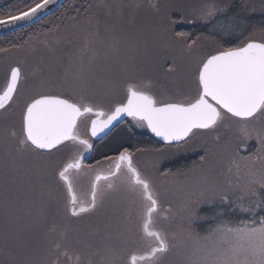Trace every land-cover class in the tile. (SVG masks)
I'll return each instance as SVG.
<instances>
[{
  "label": "rangeland",
  "instance_id": "1",
  "mask_svg": "<svg viewBox=\"0 0 264 264\" xmlns=\"http://www.w3.org/2000/svg\"><path fill=\"white\" fill-rule=\"evenodd\" d=\"M236 1H243L241 7L251 12L257 11L253 9L254 6H264V0H153L155 4L159 2L157 5L160 11L157 12L152 6L150 8L146 4H139L138 0H87L81 12L85 14L84 18H80L81 24L70 17L49 26L43 31L45 34L30 39L24 46L0 53V92L7 84L10 68L16 65L22 70L14 101L6 109L0 110V264H110L118 256L114 257L108 249L121 254L124 247L145 246L146 240L141 231L144 209L136 205L141 202V198L125 186L117 185L114 189L122 187L126 191L108 196L105 204H101L102 207L85 217H72L64 211L65 207L60 209V188L53 175L56 165L65 158L63 147L51 156H40L27 149H20L18 140L24 103L38 92H62L77 98L83 96L104 107L102 101L88 95V90L100 84L94 81L102 80L99 63L109 68L105 69L107 83H110L105 85L106 95L109 96L106 101L109 104L120 102L119 96H122L120 89L125 83L116 81L118 74H133L150 65H155L153 71L157 79L148 78L147 68L146 73H139L143 77L136 79L150 81L151 90L158 99L190 97L196 89L194 72L199 55L219 46L214 44L208 30L202 31L199 34L202 37L197 35L194 40L175 38L166 30L167 16L169 14L179 19L174 20L176 23L172 29H177L175 32L186 33L191 29V21L206 23L200 17L209 4H215L228 12L230 4ZM239 10L241 13L238 18L243 27L252 18L247 17L248 12L245 10ZM172 12L178 15H172ZM223 20H220L221 23H224ZM251 32L249 39L264 41V22L256 23ZM237 33L240 35L241 29ZM188 45H191V51ZM158 50H163L164 55L170 53L171 59H163L168 64L164 69L154 63ZM118 90L121 92L119 96L115 93ZM261 116L264 113L248 121L235 120L231 123L236 125L238 131L242 124H246L251 134H256L253 141L258 145L260 154H263L264 145L257 138V134L264 133V120L258 122ZM225 119L219 127H224L227 122ZM80 125V130L87 128L85 122ZM208 131L194 130L195 134L189 139L173 144L156 156H147L146 153L138 155V158L143 159L139 167L141 173L151 178L159 202L155 214L156 227L168 236L172 244L160 264H204L199 249L215 248L218 251L224 246V235L217 231L222 224L213 226L215 220L205 217L209 222L207 225H212L206 234L198 231L196 225L202 222L198 221L197 215L201 205L208 204L205 202L209 198L208 193L216 191L211 185L221 179L229 183L233 181L231 177L236 170L225 176L227 172L223 170V164L234 162L237 158L234 137L214 142V154L208 150L212 154H207L200 165L188 170L164 173L170 171L164 164L174 163L186 154H193L198 143L206 144L208 138L219 137L214 135V130ZM13 132L16 133L15 137ZM81 136L88 138L82 132ZM239 136L243 138L241 134ZM240 150H247L246 144ZM183 162L181 160L178 166ZM163 166L164 171L161 170ZM50 177L49 189L47 185ZM83 177L85 175L81 176L77 188L81 185L86 188L89 179ZM54 184L57 188H53ZM116 184L121 183L117 181ZM112 190L108 189L106 194ZM62 203L65 205L63 198ZM244 206L251 204L243 203L241 207ZM242 210V214L248 213ZM250 215L252 218L244 222L254 219ZM223 224L235 227L239 223ZM129 240L135 243L125 244ZM57 245L60 247L57 248ZM65 251L68 257L64 255Z\"/></svg>",
  "mask_w": 264,
  "mask_h": 264
},
{
  "label": "snow or ice",
  "instance_id": "2",
  "mask_svg": "<svg viewBox=\"0 0 264 264\" xmlns=\"http://www.w3.org/2000/svg\"><path fill=\"white\" fill-rule=\"evenodd\" d=\"M50 3L52 0H40L26 11L0 19V25L33 17ZM152 7L160 11L157 4ZM226 11L215 4H209L200 18L208 22L216 21L219 15H225V22H217L213 30L222 37H229L236 34L242 25L238 16L229 18ZM175 23L169 15L166 30L171 31ZM175 36L184 39L187 34L175 32ZM192 43L195 44V41ZM187 47L191 51V45ZM194 75L196 89L190 97L158 99L151 90L150 81L130 78L125 82L124 99L110 104L107 110L83 96L77 98L62 92H38L24 103L18 140L21 150L51 156L66 142L77 146L74 153L55 167V175L66 193V213L80 217L101 206L105 195L101 180L106 182L107 189H114L119 181L131 192L137 193L144 202L141 230L146 240L145 246L124 247L121 254L108 249L114 257L118 256L110 264H160L172 244L168 236L156 227L155 214L159 202L151 178L133 165L132 154L127 149L119 153L113 161L114 166L107 169L106 175L97 173L92 177L91 174L96 170L84 167L83 152L92 149L93 145L81 137L80 124L95 116V119H90V134L97 137L122 115H127L141 127L147 126L156 136L173 144L186 141L195 134L194 130L215 129L226 114L240 121H248L264 113V41L247 39L236 46H221L203 52L196 62ZM21 79V68H11L7 86L0 93V110L6 109L14 101ZM239 132L244 138H251L246 124L241 125ZM12 135L15 137L16 133ZM257 138L264 145V133L257 134ZM216 139L219 140V137ZM84 175L89 176V191L78 194L77 183ZM259 188L264 192V182L259 184ZM251 195L257 193L252 192ZM227 199V196L221 197L222 202ZM256 208L264 210V199ZM243 210L252 211L251 208ZM217 231L224 235V246L218 251L215 248L199 249L204 264H264V217L241 221L235 227L223 225ZM127 243L135 242L129 240ZM64 255L68 257L67 251ZM76 259L79 260V256Z\"/></svg>",
  "mask_w": 264,
  "mask_h": 264
},
{
  "label": "trees",
  "instance_id": "3",
  "mask_svg": "<svg viewBox=\"0 0 264 264\" xmlns=\"http://www.w3.org/2000/svg\"><path fill=\"white\" fill-rule=\"evenodd\" d=\"M39 1L40 0H0V18L7 17L9 15H14L16 13H19L20 11H24V10L32 7L33 5H35V3H38ZM86 1L87 0H66L55 11H53L52 13L47 15L46 17L42 18L41 20H39V21H37L31 25H28L24 28H21V29L0 35V53L4 52L6 50H9L11 48H17V47L24 46L25 44H27L30 41V39H32V38H34L40 34L41 35L45 34L43 31L47 30V28L49 26L58 24L62 21H66L70 17H73V19L76 21L77 24H81L82 21L80 22V18H84V15H85L81 12H83L85 9ZM239 3H240V1H236V2H232V4H230L228 12H226L227 17H233V16H236L237 14H240L241 11L239 9L244 10L243 8H241V5ZM171 14L172 15H178L177 13H173V12ZM249 14L250 15H248L247 17H249L250 19L252 18V20L256 19L257 14H251V13H249ZM168 16H169V14H168ZM85 19H86V17H85ZM171 19L173 21L179 20V19H175V17H172V16H171ZM221 19L225 20V15L219 16L218 22ZM213 22L214 21H210L209 23H213ZM220 23H221V21H220ZM205 24L206 23L197 24V23L191 21V27H190L191 29L187 30L186 38H188L189 40L190 39L194 40L197 35H198L197 37H202L199 34H201L202 31L206 30L204 27ZM214 26H209V27L213 28ZM172 27H173V25L171 26L170 32L176 38L174 32L177 29L173 30ZM208 32L211 33V32H215V31L208 29ZM47 33H49V32H46V34ZM218 33L216 31L215 34H218ZM161 49L164 50L165 48H161ZM163 50H160V51L158 50V53H156V54H158V56L154 57V63L155 64L158 63L160 65V68L162 66V68L164 69L165 65H168V64H165L163 59H165V58L171 59V58H170V53H167L166 55H164ZM159 52H160V54H159ZM159 55H162V56H159ZM166 56H168V57H166ZM99 64H100V68H101V76L100 77L102 78V80H98V81L95 80L94 82H99L100 84H98L96 87L88 90V93H89L88 95L93 96V97L101 96V94L106 95L107 94V89H106L107 86H105V85L110 84L109 82L107 83V77L105 76V69L108 70L109 68L107 67L106 64L105 65L102 63H99ZM149 67L154 68L155 65L154 66L150 65ZM146 68L147 67L144 66L140 70H138L137 72H135L133 74L132 73L131 74L123 73L122 75L118 74L119 75L118 80H116V81L121 82V84H123L128 80L127 78H133V77H135L136 74H139V73H146L147 72ZM148 74H150V71H148ZM153 75H154V78H156L154 71H153ZM99 86H101V88L97 89ZM79 92L80 91L75 92V93L78 94ZM117 92H115V93H117ZM225 117L229 119V121H228V119H225L228 123L226 122V124L222 128L217 126L215 129H213L214 131L213 130L212 131H213L214 135H219V139L231 138L233 136L234 137L233 139L236 140V142H235L236 143L235 156L237 157L236 160L234 162L229 161V162H226L223 164V170L225 172H227V174L225 176H229L233 172V170H236V171H235V173H233V176L231 177L233 181H231L230 183H229V181L225 182V179H221L219 176H216V177L220 178L222 181L218 182L217 184L211 185V187L215 188L216 191L208 193L209 198H207L205 201L208 204L201 205V209H199L200 211H198V215H197L198 221H202V222L201 223L198 222V225H196V227H197L196 229L198 231H203L205 234L208 232V230H210V226L212 227L211 224L207 225V223H209L205 218L207 216L209 218H212L215 220V221H213V226L214 225L217 226L218 224L224 225L223 223H226V224L227 223L228 224L235 223V224H237V223H240L241 221H244L246 219L249 220L250 218H252V216L250 214L253 215L254 219H258L259 217H264V210H259L258 208H256V205H258L260 203L261 199H264V192H261L260 188H259V184L264 182V153L260 154L261 151H259L258 145L253 141V138H256L255 137L256 134H251L252 136L249 139H246L244 137L241 138V136H239L240 132L236 128V125L234 123H231L232 121L239 120V119L232 117L230 114H226ZM254 118H256V117H254ZM249 120H251V119H249ZM260 120H264V116H261L259 118L258 122ZM201 131H203V130H201ZM208 132H211V130ZM116 133H117V137H116ZM110 139L112 141L114 140V142L109 143L108 146L105 147L103 152H114L116 149L124 147V146L141 145V144L145 143L144 140H149V139H145L144 136L141 137L140 135H137L136 131H134V128L131 127L130 125H128L126 130H123L120 133L115 132L113 135H111L107 139V143L109 142L108 140H110ZM204 140L205 139H203V141ZM246 140L248 142H246ZM216 141H217V139L208 138V142L206 143V144H208L207 148L205 147L206 144H204L202 142L198 143L197 148L195 149L193 154H191V153L186 154V156L179 158L174 163L164 164V166L170 170L169 172H165L163 170V169H165L164 166L161 167V170H163L164 173L166 174V173L176 172L179 170H188L191 167L200 165L202 162L201 157L205 158V156L207 154H212V152L214 154V150H212V147H213V143ZM175 144H178V143H175ZM245 144L247 146V150H245V151L240 150V147H242ZM170 146H173V144ZM170 146H168V147H170ZM174 146H176V145H174ZM156 149H158L157 151L160 153L165 148L162 149V148L158 147ZM173 149H175V148H173ZM154 150H155V148H154ZM208 150H212V152H210ZM262 151L264 152V147H263ZM181 160H184V162L182 165L178 166V163ZM47 186H48V188H50L49 184ZM247 188H249V189H247ZM252 192H256L257 195L252 196L251 195ZM222 196H227L228 199L226 202L221 201ZM203 203H204V201H203ZM243 203L248 204V205L251 204V206H244L245 208L241 207V205ZM252 203H254L253 207H252ZM239 208H241V209L251 208L252 211H247L248 213L244 215V214H242L241 209H239Z\"/></svg>",
  "mask_w": 264,
  "mask_h": 264
},
{
  "label": "flooded vegetation",
  "instance_id": "4",
  "mask_svg": "<svg viewBox=\"0 0 264 264\" xmlns=\"http://www.w3.org/2000/svg\"><path fill=\"white\" fill-rule=\"evenodd\" d=\"M140 1L139 4H146L148 7L151 8V6L153 4H155V2L153 3V0H138ZM243 1H240V5ZM153 3V4H152ZM159 2H157L158 4ZM242 8V7H241ZM254 10H257L256 12H251V10H248V8H245L244 10L248 13H246L247 15H250L249 13H256V19L254 20H251L250 23H246V25H244L243 27L241 26L239 29H241V33L240 35H238V33L232 35V36H229L228 37H222L221 34H215V32H211L209 33V35L214 39V44H217L219 47L223 46V47H232V46H236L238 44H240L241 42L249 39L248 36H250L249 34L252 33V29L253 27L255 26L256 23H260V22H264V6L263 5H260V8H256L254 6L253 8ZM252 10V11H254ZM219 16H223V15H219ZM236 16H240L239 14H237ZM231 18V17H229ZM218 19L219 17L217 18L216 21H214L213 23H209L210 21L206 22L205 24V29L208 30V29H211L213 30V28L209 27V26H214L216 25V23L218 22ZM225 22V20H224ZM220 23V21H219ZM238 29V30H239ZM242 29H246V30H242ZM259 41V40H257ZM218 47V48H219ZM14 66H12L11 68H13ZM10 68V70H11ZM10 70H9V74H10ZM147 71H150V74H148V78H153L154 75H153V67H147ZM9 74L7 77H9ZM142 76H140V74L138 75H135V77L133 78H142ZM8 79V78H7ZM124 86L125 84L121 85L122 89H120L122 91V96H119V94H121L120 90H118V92L116 93L118 96H119V99L120 101L124 99L125 97V93H124ZM109 97L108 95H103L101 94V96H98V97H93L91 96V98L97 100V101H102L105 106L103 107L105 110H107L108 106L110 105L107 101H106V98ZM109 104V105H107ZM94 116H92L90 119H92ZM90 119L85 121V125H87V128L84 127L83 130H80V134L81 132L82 133H85L86 135H88V138L86 137H83L81 136L82 138L84 139H88L89 142L93 145V148L90 149V150H87V151H84L83 152V164H84V167L85 168H88V167H91L93 169H95L96 171L93 172L91 175L92 177H94L97 173H100L102 175H106L107 174V169L110 167V166H114L113 165V161L115 160V158L119 155V153L121 151H123L124 149H127L129 153L132 154V157H133V165L141 172L140 170V164H141V161L143 160L142 158H138V155H140L141 153H146L147 156H151L152 154L154 156L158 155V147L162 148V149H166V148H169L168 146H170L171 144L169 143H162L160 142L157 138H155L149 131H148V128L147 126H144V127H141L139 124H137L136 121H134L132 118H126L124 121H122L121 123H118L116 124L110 131L108 134H106L104 137H101V138H97V137H92L90 132H89V123H90ZM127 121V122H126ZM128 125H130L131 127L134 128V131H136V134L137 135H140L141 137L144 136L145 139H149V140H144V144H141V145H135V146H124V147H121V148H118L116 149L114 152H103V150L105 149L106 146H108L109 143H112L114 142V140L112 141L111 139L108 140L109 142L107 143V139L113 135L115 132H122L123 130H126ZM81 126V125H80ZM82 129V128H81ZM116 137H117V133H116ZM120 137V136H119ZM162 144V145H161ZM77 146L73 145L71 142H66V145L63 146V150H64V153H65V157L71 155L72 153L75 152ZM155 148V150H154ZM140 162H139V160ZM63 160V159H62ZM61 161V160H60ZM139 165V166H138ZM54 179L57 180V183H58V186L60 188L59 192H60V209H64L65 205H63L62 203V198L64 200V203L66 202L65 201V198H66V193H65V190L62 186V183L58 181L55 173L53 175ZM89 179V176H86L83 177V179ZM52 179V177L49 178V185L51 186L50 184V180ZM152 180L154 181V178L152 176ZM86 188H83V185H81V187L79 188L78 187V193L80 194H86L88 193L89 191V180L86 182ZM100 184H101V187L104 188L105 190V195H104V199L102 201V204L104 205L105 202L108 200L107 197H111V196H115L116 194L118 193H121V191L125 190L126 189H121L122 187L118 188V189H113L112 192H110L109 194H106L108 192V189L106 188V182L101 180L100 181ZM117 185H120V186H124L122 184H116ZM53 188H57V185L54 184L53 185ZM116 188V187H115ZM50 189V188H49ZM154 191V190H153ZM112 194V195H111ZM107 195V196H106ZM141 202H137L136 205L140 206V207H143V201L140 200ZM136 203V202H135ZM102 205V206H103ZM102 206H99L98 209ZM96 209V210H98ZM95 210V211H96ZM65 211V210H64ZM93 211V212H95ZM91 212V213H93ZM90 213H87V214H82L80 217H85L86 215H88ZM142 231V230H141Z\"/></svg>",
  "mask_w": 264,
  "mask_h": 264
},
{
  "label": "water",
  "instance_id": "5",
  "mask_svg": "<svg viewBox=\"0 0 264 264\" xmlns=\"http://www.w3.org/2000/svg\"><path fill=\"white\" fill-rule=\"evenodd\" d=\"M65 0H52V3H50L46 8H43L41 9L39 12H37V14L33 17H29L25 20H20V21H16L14 23H11V24H2L0 25V35H3V34H6V33H9V32H12V31H15L17 29H20V28H23L27 25H30L31 23L39 20L40 18L48 15L49 13H51L53 10H55L60 4H62ZM40 2V1H39ZM38 2V3H39ZM34 6V5H33ZM27 10V9H26ZM24 10V11H26ZM22 12V11H21ZM18 13L14 14V15H17ZM8 17V16H7ZM7 17H3V18H0V19H6ZM14 67H17V66H14ZM9 78H10V74H9V77H8V81H9ZM7 81V83H8ZM7 86V84H6ZM5 86V88H6ZM5 88L0 92L2 93ZM231 115V114H230ZM96 117L94 116L92 119H95ZM126 118H131V117H128L127 115H122L121 118H118L117 121H114L112 125L109 126L108 129H105V132L104 133H101L97 136V138H101V137H104L106 134L109 133V131L118 123H121L122 121H124ZM149 132L155 137L157 138L159 141L161 142H164V143H169L167 141H164L161 137H158L155 135V133H153L151 131V129H149ZM89 132H90V123H89Z\"/></svg>",
  "mask_w": 264,
  "mask_h": 264
}]
</instances>
